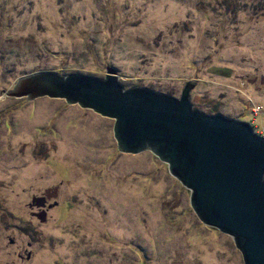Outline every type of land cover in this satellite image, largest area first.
Wrapping results in <instances>:
<instances>
[{
  "label": "rangeland",
  "instance_id": "374dc122",
  "mask_svg": "<svg viewBox=\"0 0 264 264\" xmlns=\"http://www.w3.org/2000/svg\"><path fill=\"white\" fill-rule=\"evenodd\" d=\"M190 100L264 136V0H0V264H244L149 149L65 98L8 95L39 71ZM45 199V206L41 199Z\"/></svg>",
  "mask_w": 264,
  "mask_h": 264
},
{
  "label": "water",
  "instance_id": "95a60500",
  "mask_svg": "<svg viewBox=\"0 0 264 264\" xmlns=\"http://www.w3.org/2000/svg\"><path fill=\"white\" fill-rule=\"evenodd\" d=\"M187 83L180 97L135 86L116 69L103 78L39 71L19 77L12 96L65 98L115 119L118 149H149L190 190V204L208 226L233 237L244 264H264V136L245 121L194 108Z\"/></svg>",
  "mask_w": 264,
  "mask_h": 264
},
{
  "label": "flooded vegetation",
  "instance_id": "af4514ba",
  "mask_svg": "<svg viewBox=\"0 0 264 264\" xmlns=\"http://www.w3.org/2000/svg\"><path fill=\"white\" fill-rule=\"evenodd\" d=\"M41 202L43 203V205L45 206L47 203L45 202V199H41Z\"/></svg>",
  "mask_w": 264,
  "mask_h": 264
}]
</instances>
